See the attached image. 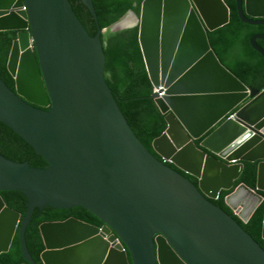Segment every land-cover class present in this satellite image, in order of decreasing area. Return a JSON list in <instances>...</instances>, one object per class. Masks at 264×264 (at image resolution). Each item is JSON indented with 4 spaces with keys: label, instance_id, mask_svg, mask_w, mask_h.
Here are the masks:
<instances>
[{
    "label": "water",
    "instance_id": "water-1",
    "mask_svg": "<svg viewBox=\"0 0 264 264\" xmlns=\"http://www.w3.org/2000/svg\"><path fill=\"white\" fill-rule=\"evenodd\" d=\"M81 1L97 22L93 0ZM236 5L243 23L264 25V0ZM229 21L224 0H143L140 16L130 11L111 27L139 28L167 122L152 144L159 160L107 83L104 30L92 37L70 0H0V31L17 32L7 66L15 90L0 78V122L48 163L0 154V191L28 199L22 218L0 196V255L19 231L23 264H36L25 239L35 209L82 207L103 226L43 223V264H264V248L234 218L247 223L264 202V90L246 86L211 48L208 33ZM258 39L251 45L264 58ZM245 163L257 165L255 188L236 185ZM224 191L234 216L213 202Z\"/></svg>",
    "mask_w": 264,
    "mask_h": 264
},
{
    "label": "trees",
    "instance_id": "trees-1",
    "mask_svg": "<svg viewBox=\"0 0 264 264\" xmlns=\"http://www.w3.org/2000/svg\"><path fill=\"white\" fill-rule=\"evenodd\" d=\"M230 9V21L225 27L209 32L208 38L213 51L222 63L246 86L264 90V58L253 49L251 39L264 34V26L243 23L237 12L236 0H224ZM73 10L92 37L98 30L102 33L103 49L106 57L105 77L113 91L114 97L123 115L139 140L159 160L152 147L153 141L167 129L165 115L161 113L153 99L154 88L149 78L139 44V28H130L111 32V27L125 17L130 11L140 16L143 0H93L97 22L92 13L81 0H70ZM17 38L16 30L0 31V78L13 90L15 81L8 71V60L13 42ZM264 49V41L257 40ZM205 138L196 141L202 147ZM0 154L18 162H27L35 168H45L47 161L22 137L0 122ZM169 166L176 168L174 165ZM256 163H245L244 170L236 185L245 184L256 187ZM195 183L198 180L187 175ZM264 197V192H259ZM229 194L224 191L220 199L213 202L233 215L225 203ZM0 196L11 209L19 212L24 218L28 208L26 195L19 191H0ZM234 216V215H233ZM76 218L91 225L102 227L103 223L90 211L82 207L56 209L46 206L43 210L35 209L31 222L26 229L25 239L28 250L36 264H43L41 254L45 250L40 226L46 222L65 221ZM234 218L263 248L262 237L264 220V202L257 208L251 219L244 223L237 216ZM19 231H17L9 252L0 255V264H23Z\"/></svg>",
    "mask_w": 264,
    "mask_h": 264
},
{
    "label": "bare ground",
    "instance_id": "bare-ground-1",
    "mask_svg": "<svg viewBox=\"0 0 264 264\" xmlns=\"http://www.w3.org/2000/svg\"><path fill=\"white\" fill-rule=\"evenodd\" d=\"M132 18L131 17H129V18H127L126 20H125V23L127 24V23H132Z\"/></svg>",
    "mask_w": 264,
    "mask_h": 264
},
{
    "label": "built area",
    "instance_id": "built-area-1",
    "mask_svg": "<svg viewBox=\"0 0 264 264\" xmlns=\"http://www.w3.org/2000/svg\"><path fill=\"white\" fill-rule=\"evenodd\" d=\"M162 94H160V96H161Z\"/></svg>",
    "mask_w": 264,
    "mask_h": 264
},
{
    "label": "flooded vegetation",
    "instance_id": "flooded-vegetation-1",
    "mask_svg": "<svg viewBox=\"0 0 264 264\" xmlns=\"http://www.w3.org/2000/svg\"><path fill=\"white\" fill-rule=\"evenodd\" d=\"M261 26H264V25H261Z\"/></svg>",
    "mask_w": 264,
    "mask_h": 264
}]
</instances>
